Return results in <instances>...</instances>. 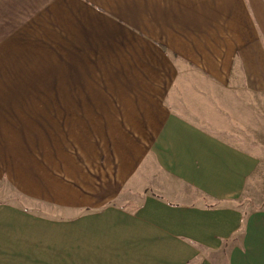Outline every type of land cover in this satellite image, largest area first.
Instances as JSON below:
<instances>
[{
  "label": "crops",
  "instance_id": "0c3cea01",
  "mask_svg": "<svg viewBox=\"0 0 264 264\" xmlns=\"http://www.w3.org/2000/svg\"><path fill=\"white\" fill-rule=\"evenodd\" d=\"M7 1L0 264H264V0Z\"/></svg>",
  "mask_w": 264,
  "mask_h": 264
},
{
  "label": "rangeland",
  "instance_id": "374dc122",
  "mask_svg": "<svg viewBox=\"0 0 264 264\" xmlns=\"http://www.w3.org/2000/svg\"><path fill=\"white\" fill-rule=\"evenodd\" d=\"M11 4L7 0H0V27L2 30H5L4 35L2 37V42L0 44V68H6V63L3 61V54L10 55V52H13L12 49L18 48V50L23 49L22 54H31L35 52L36 49V41L39 39H46V29L38 28V25L41 23L38 19L32 20L30 17L31 14H23V12H16L15 10L11 11ZM17 30L22 35H19L15 39L9 36V32ZM2 35V32H0ZM19 41H15V40ZM34 41V43H32ZM12 42L13 44L16 42L17 45L9 44ZM31 46V47H30ZM28 47V48H26ZM39 45L37 44V48ZM33 48V49H31ZM40 48V47H39ZM11 49V50H10ZM41 50V49H40ZM46 52V49L42 50ZM3 53V54H2ZM28 58L23 56L22 60V68H28ZM48 65L47 61H45ZM13 63V62H10ZM36 65H41V60H37L36 57ZM55 64H61L60 62H56ZM9 68V66H7ZM4 73L3 71H0ZM41 111V110H39ZM264 128V126H262ZM264 139V135H263ZM252 181H250L244 191V194L240 197V200H237L238 205L232 204L235 208H240V210L245 212H250L254 210L264 209V156H263V167L259 171ZM8 191V190H7ZM12 198H16L15 194H11ZM8 199H10V192H8Z\"/></svg>",
  "mask_w": 264,
  "mask_h": 264
}]
</instances>
